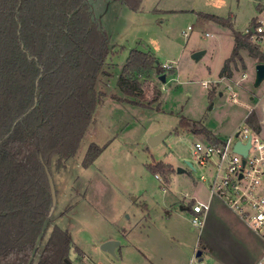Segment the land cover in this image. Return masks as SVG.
<instances>
[{
	"label": "rangeland",
	"instance_id": "374dc122",
	"mask_svg": "<svg viewBox=\"0 0 264 264\" xmlns=\"http://www.w3.org/2000/svg\"><path fill=\"white\" fill-rule=\"evenodd\" d=\"M90 3L114 54L105 65L110 76L100 75L96 84L103 93L92 122L74 155L53 171L56 204L50 221L70 232L78 251L71 250L69 257L76 261L85 255L89 264H189L201 250L205 261L254 264L264 240L227 206L213 200L210 218L192 223L191 205L209 200L214 174L213 167L194 161L192 147L213 137H231L232 144L231 135L251 111L264 138V80L253 85L257 58L241 49L242 59L231 64L232 78L220 76L234 46L232 28L243 33L264 0H141L137 9L122 0ZM201 13L229 18L232 28ZM133 48L156 57L164 80L153 73L142 82L145 99L118 101L113 95L133 99L116 86ZM200 50L204 53L193 58ZM182 118L190 126H181ZM192 122L209 134L195 133ZM164 130L170 133L162 141L148 144L150 136ZM92 143L102 150L83 168ZM106 240L118 242L114 256L101 249Z\"/></svg>",
	"mask_w": 264,
	"mask_h": 264
},
{
	"label": "trees",
	"instance_id": "16d2710c",
	"mask_svg": "<svg viewBox=\"0 0 264 264\" xmlns=\"http://www.w3.org/2000/svg\"><path fill=\"white\" fill-rule=\"evenodd\" d=\"M90 1L0 0V264H69L71 249L78 251L70 232L50 221L54 210L50 213L45 167L53 179L54 167L63 168L74 155L102 97L98 79L110 76L105 65L114 52ZM122 1L131 9L141 2ZM200 15L232 28L229 18ZM232 32L234 46L220 70L226 79L232 78L231 64L242 59L241 49L264 63L248 35ZM163 72L153 54L131 49L116 86L133 99L113 98L145 99L143 80ZM245 123L260 131L252 111ZM180 124L189 125L183 118ZM191 125L195 133L209 134ZM101 150L90 144L81 166L91 165Z\"/></svg>",
	"mask_w": 264,
	"mask_h": 264
},
{
	"label": "built area",
	"instance_id": "2783aa9c",
	"mask_svg": "<svg viewBox=\"0 0 264 264\" xmlns=\"http://www.w3.org/2000/svg\"><path fill=\"white\" fill-rule=\"evenodd\" d=\"M251 27L253 30H250ZM244 34L264 53V8L259 10ZM203 85L205 86V82ZM228 88L231 89L230 86ZM230 99L236 100L235 93L230 95ZM231 136L235 138L232 144L231 137L219 142L196 140L192 147V157L199 165L213 167L209 191L221 197L264 240V138L246 123L238 127ZM237 142L242 145L249 143L245 156L234 150ZM190 163L194 169L193 162ZM200 179L206 180V176L201 174ZM207 209V203L195 201L191 205L192 223L201 225V218ZM70 264L89 263L82 257ZM189 264L224 263L209 262L196 256ZM254 264H264V251Z\"/></svg>",
	"mask_w": 264,
	"mask_h": 264
},
{
	"label": "water",
	"instance_id": "95a60500",
	"mask_svg": "<svg viewBox=\"0 0 264 264\" xmlns=\"http://www.w3.org/2000/svg\"><path fill=\"white\" fill-rule=\"evenodd\" d=\"M250 30H253V27H251ZM203 53H204V51H202V50L196 51L192 54V57L193 58H199ZM160 79L164 80V74H160ZM263 80H264V63H257L255 65V77H254V82H253L254 87H258ZM169 133H170L169 130H164L158 134L150 136L148 138V144L155 145V144L159 143ZM248 147H249V143L242 145V144H240V142H237L234 145V150L242 153L243 156H245L247 153ZM185 162L189 167H191V168L193 167L192 164L190 163V161L186 160ZM177 170L179 172L184 171V169H182L180 167H178ZM45 172L47 174L51 198H52V206L50 209V213H51L54 210V206L56 204V192H55L53 179H52L47 167H45ZM117 245H118V242L115 240H106V241L102 242L100 247L102 250H104V251H106L109 254L114 256L115 255V247ZM200 254H201V250H198L196 252V256L200 257ZM69 264H70V262H69Z\"/></svg>",
	"mask_w": 264,
	"mask_h": 264
},
{
	"label": "crops",
	"instance_id": "0c3cea01",
	"mask_svg": "<svg viewBox=\"0 0 264 264\" xmlns=\"http://www.w3.org/2000/svg\"><path fill=\"white\" fill-rule=\"evenodd\" d=\"M264 6V5H263ZM246 30V29H245ZM245 30H244V32H245ZM243 32V33H244ZM264 122H261V124H263ZM262 126V125H261ZM84 168V167H83ZM87 168V167H86ZM210 192V191H209ZM213 200H217L218 202H216L215 204H223L224 206H227L232 212H234L237 216H239L235 211H233L226 203H225V201L221 198V197H219L218 195H216V194H213V193H211L210 192V198H209V200L208 201H202V202H204V203H207L208 204V209L205 211V213L203 214V216H202V222L203 223H205L209 218H210V215H209V209H210V207H211V205L213 204ZM209 210V211H208ZM240 217V216H239ZM243 221H245L242 217H240ZM246 222V221H245ZM247 223V222H246ZM202 224V223H201ZM248 224V223H247ZM211 227V226H210ZM211 232L213 233V235L216 237V238H219L220 236H221V234H219L218 232H216L215 230H214V228H212L211 227ZM214 237V238H215ZM263 248V246H259V248H258V251H257V254L255 255V260L257 259L256 257H259V255H260V253H261V251L263 250L262 249ZM71 250H73L74 251V249L72 248ZM82 257H85V255H83ZM71 259V262H75V261H73L72 260V258H70ZM78 260V259H77ZM254 260V261H255ZM191 260H189V262H190ZM70 262V263H71Z\"/></svg>",
	"mask_w": 264,
	"mask_h": 264
}]
</instances>
